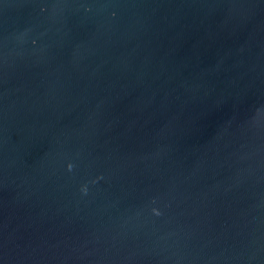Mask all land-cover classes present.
<instances>
[{
  "label": "water",
  "instance_id": "95a60500",
  "mask_svg": "<svg viewBox=\"0 0 264 264\" xmlns=\"http://www.w3.org/2000/svg\"><path fill=\"white\" fill-rule=\"evenodd\" d=\"M0 264H264V0H0Z\"/></svg>",
  "mask_w": 264,
  "mask_h": 264
}]
</instances>
